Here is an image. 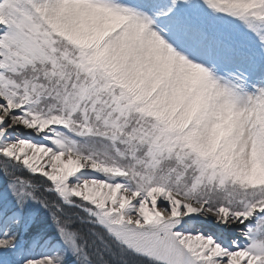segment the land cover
<instances>
[{"label": "snow or ice", "instance_id": "snow-or-ice-1", "mask_svg": "<svg viewBox=\"0 0 264 264\" xmlns=\"http://www.w3.org/2000/svg\"><path fill=\"white\" fill-rule=\"evenodd\" d=\"M0 264H264V0H0Z\"/></svg>", "mask_w": 264, "mask_h": 264}]
</instances>
